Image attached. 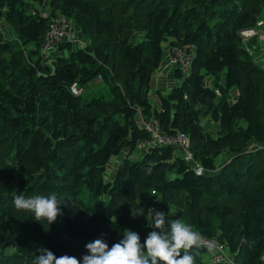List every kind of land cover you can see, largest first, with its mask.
Here are the masks:
<instances>
[{"label": "trees", "instance_id": "16d2710c", "mask_svg": "<svg viewBox=\"0 0 264 264\" xmlns=\"http://www.w3.org/2000/svg\"><path fill=\"white\" fill-rule=\"evenodd\" d=\"M60 16L81 38L43 61ZM1 22L13 36L0 30V264H32L41 248L82 264L87 243L111 248L125 229L143 243L148 207L216 238L235 264H264V70L255 37L238 34L264 24V0H0ZM172 45L192 55L190 70L170 66L160 91ZM98 77L110 99L70 92ZM138 113L185 135L193 160L175 145L140 150ZM52 194L62 214L51 225L13 205ZM137 206L147 211L133 217ZM196 264L222 263L202 250Z\"/></svg>", "mask_w": 264, "mask_h": 264}, {"label": "clouds", "instance_id": "9594fccd", "mask_svg": "<svg viewBox=\"0 0 264 264\" xmlns=\"http://www.w3.org/2000/svg\"><path fill=\"white\" fill-rule=\"evenodd\" d=\"M13 205L17 211L30 212L35 221L43 220L48 225L62 214L61 203L55 194L27 198L16 195ZM131 213L135 217L143 215L144 210L138 206L131 207ZM146 219L148 226L154 230L149 232L143 243L138 233L125 229L123 239L111 248L103 239L87 243L85 247L88 254L82 257V264H196L202 250L212 256L216 254L213 243L207 242L201 233L193 231L180 219L169 220L164 212L153 208L148 209ZM38 251L40 254L35 255L32 264H81V260L74 256L57 257L46 248Z\"/></svg>", "mask_w": 264, "mask_h": 264}, {"label": "built area", "instance_id": "2783aa9c", "mask_svg": "<svg viewBox=\"0 0 264 264\" xmlns=\"http://www.w3.org/2000/svg\"><path fill=\"white\" fill-rule=\"evenodd\" d=\"M258 25V24H257ZM239 36L243 41H247L249 38L258 35L259 30L257 27H248L238 31ZM45 42L40 51V56L43 61H49L50 57L55 54L58 48V44L62 41L70 42L72 44H78L74 40V27L72 22L65 17H57L50 19L47 24V30L44 34ZM192 60V55L187 52L185 49L178 46H169L166 48L165 52V65L177 66L181 71L183 76H187L190 70V64ZM260 67L264 70V60H258ZM158 75L164 74V67H160L157 70ZM99 80V77H98ZM70 92L73 95H78L81 92V88L77 86L75 82L70 85ZM159 121L157 118L152 117L150 119H145L143 116L138 113L135 118V124L147 134L149 137L143 139L139 142L138 148L140 150H147L154 145H175L178 148H181L184 152V158L187 161H192V156L188 150V138L181 134H167L159 127ZM195 173H201V166H194ZM207 242H211L216 247V254L214 256L209 255L210 259L214 262L225 263L227 261V250L226 246L216 240V238H209L203 236Z\"/></svg>", "mask_w": 264, "mask_h": 264}, {"label": "rangeland", "instance_id": "374dc122", "mask_svg": "<svg viewBox=\"0 0 264 264\" xmlns=\"http://www.w3.org/2000/svg\"><path fill=\"white\" fill-rule=\"evenodd\" d=\"M258 17L261 19L262 15L259 14ZM258 22H261V21L258 19L256 23H258ZM260 24H258V26H257V29L259 30V34L257 36H254L255 42L252 43L254 48L251 51L252 55L254 56V60L256 61V63H258V60H264V24L263 23H262V25H260ZM5 35H8V34L5 33ZM10 36H11V34H10ZM80 38H81L80 33L77 31L76 28H74V40H76V42H78V40ZM168 83H169V81L167 82V84ZM80 95H81V98L83 100L84 99L89 100L93 97H97L100 95H104L105 97H107L106 99H110V92H108L107 82L99 81L97 78L87 82L86 84H84ZM206 121H207V118H204L203 124H205ZM263 147H264V144H263ZM116 159H117V157H112L111 160L115 161ZM112 167H113V165H111V168ZM148 209H149V207H148ZM144 210L147 211V208L146 209L144 208ZM263 260H264V257H263Z\"/></svg>", "mask_w": 264, "mask_h": 264}, {"label": "crops", "instance_id": "0c3cea01", "mask_svg": "<svg viewBox=\"0 0 264 264\" xmlns=\"http://www.w3.org/2000/svg\"><path fill=\"white\" fill-rule=\"evenodd\" d=\"M42 13L45 14L46 11H42ZM0 30H1L2 34L5 37H7V38L13 36L12 33H11V28L5 22H1L0 23ZM5 33L8 34V35H5ZM10 34H11V36H10ZM12 38L14 39V37H12ZM58 54L63 55V54H65V51L57 50L55 55H58ZM162 67H164V74L162 76L155 77V81L153 82V86H154V88L159 89L160 91H164V90L166 91L168 89V87L170 86V84L174 82V80L172 79L169 67L167 65H165V62L163 63ZM168 81H169L170 84L169 83L167 84ZM231 93L232 94L229 97H233V95L235 94V92H231ZM208 122L209 121L207 120L205 122V124L209 126ZM208 257L210 259L209 254H208ZM222 264H235L234 261H233V257H232L231 254H229V252H227V261L225 263H222Z\"/></svg>", "mask_w": 264, "mask_h": 264}, {"label": "bare ground", "instance_id": "6f19581e", "mask_svg": "<svg viewBox=\"0 0 264 264\" xmlns=\"http://www.w3.org/2000/svg\"><path fill=\"white\" fill-rule=\"evenodd\" d=\"M44 42H45V38L43 37V41L41 43L40 49H42Z\"/></svg>", "mask_w": 264, "mask_h": 264}]
</instances>
